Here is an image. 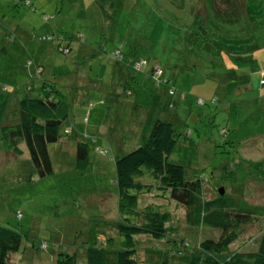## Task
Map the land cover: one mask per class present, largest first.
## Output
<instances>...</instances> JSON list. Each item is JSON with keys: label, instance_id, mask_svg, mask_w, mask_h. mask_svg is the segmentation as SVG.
Masks as SVG:
<instances>
[{"label": "rangeland", "instance_id": "1", "mask_svg": "<svg viewBox=\"0 0 264 264\" xmlns=\"http://www.w3.org/2000/svg\"><path fill=\"white\" fill-rule=\"evenodd\" d=\"M186 1L187 6L195 2V8L202 9L200 0ZM33 3L41 8L44 5L47 9L44 12L50 16L58 8L56 17L52 21L54 27L71 32L73 36L71 42H79L74 36L82 35L84 44L91 45V54L94 55L81 61L75 58L74 51L67 55L58 52L55 39L47 40L43 38L44 36H40L49 29L51 22L40 21L41 9L37 10L36 17L31 21L26 20L27 25L24 19L20 20L21 30L10 32L8 24L12 22V26L19 20L13 18L14 10L8 0H0V83H5L10 88L9 84L14 78L18 97L24 94L35 96L37 94L35 86L29 91H23L22 83L27 78L23 66L28 62L27 60L33 62L40 60L43 66L41 77L45 80H53L58 86L62 84L65 87L73 83L80 88L90 87L91 81L90 92L94 95V91L103 92V84L110 83L109 75H107L105 81L97 83L96 86L92 85L96 73L99 72L98 77L103 78L105 71L107 73L109 71L104 64H102L103 68H99L100 48L104 45L106 49L112 47L117 35L121 38L125 32L127 36H131L135 29L139 34L144 31L147 41L135 48L134 52L160 65L167 63L180 65L181 58L178 59V51L179 46L184 44L181 50L189 51V57L192 60L190 64L194 66H190L192 71L188 74L174 78L175 84L179 87L178 90L185 92L182 102L170 111L176 116L171 121L176 142L183 147L189 145L194 147L196 154L192 167L195 171L206 175L209 174L212 166H219L216 171L221 173L220 171L227 163L228 166L234 167L242 160L243 164L252 171L245 182L242 199L251 205L264 206V96H259L256 90L259 87L262 88L260 79L264 75V0L243 1V7L250 19L248 21L253 26H251L253 28L251 39L239 41L241 43L228 42L224 35L221 42L217 41L224 45L222 52L233 49L237 53L240 50L248 53V56L250 46L257 45V49L250 53V61L244 63L230 56L227 57L225 53H220L218 56V53L214 51V45L208 47L213 43L209 41L215 39V34L209 36L210 40L209 38L203 40V37L199 39V42L188 43L185 28L179 26L176 16L173 15L174 10L171 11L169 8V1L168 7L163 6L160 0H34ZM212 23L214 22H208L205 28L211 30L209 27ZM239 27L238 22H231L225 26V29H229V33H234L230 31ZM24 29L29 36L22 35L20 31ZM215 32L221 39L217 29ZM9 35L13 37L11 41L8 40ZM230 36L231 34L228 37ZM132 43L136 45L137 42ZM43 48L45 51L40 53L39 50L42 51ZM82 56L85 57V55ZM212 56L215 57L211 59ZM210 60L216 63L221 62L223 66L213 68ZM29 67L32 69V66ZM210 71L230 76L226 83L204 79L203 73ZM74 73L78 74L74 75ZM116 83L114 78L110 90L121 93L122 84L118 86ZM3 88L2 86L1 89ZM19 88L22 91L18 90ZM60 89H63L65 93L67 91V88ZM129 89L131 94L124 95V101L134 99V103L137 106L141 105L140 109H144L146 96L140 94L143 92H140V89L137 90L133 82L130 83ZM104 95L102 97L106 99L107 104L104 102L105 113L102 111L101 117L103 113L104 117L108 115L111 120L110 129L108 130L107 127L105 130V133H108L106 138L101 131L99 135L97 129H91L98 136L97 143L94 145H110L104 146L108 148V155L119 156L134 149L136 143L141 141L142 132L136 120L141 121L142 116L136 113L135 116L139 115L140 120L131 118L132 109L128 107L129 103L122 107L118 104L119 97L115 98L110 93ZM65 96L70 103L71 112L80 108L81 102L76 99V96L69 94ZM89 97L97 103L96 95ZM214 97L218 99L215 103L195 104L196 98L208 100ZM88 101L90 102V99ZM98 108V105L91 107V113L87 114L86 124H90L92 115L96 116V122L91 121L92 128L100 125L101 118L99 112L96 113ZM191 114L192 117H190ZM225 125H227L228 133L219 134L218 131ZM188 130L190 133L185 135ZM114 138L119 139L120 143L112 146ZM214 144L217 146H213ZM90 145L88 144L89 158L95 166L99 165L101 171L94 169V166L91 171L77 172L73 175L72 172L64 170L69 168L67 167L69 160L63 161L51 153L52 158L58 157L56 161L53 160V173L39 178L32 173L26 154L20 157L8 155L0 142V224L13 225L14 212L21 211L19 225L29 224V237L33 242H25L22 253L11 255V261L14 264H54L55 252L59 247L74 251L77 254L76 264H84L83 247L92 242L94 235L102 234V229L108 230L105 225L116 214L115 188L111 179L113 162L108 161V155H103L104 152L94 151ZM58 146L53 144L54 148H59ZM177 150L167 157L168 161L180 162V154ZM255 163H257L256 166H254ZM254 171H256L255 174ZM213 180L218 183V174ZM214 195L210 187L203 185L202 196L211 198ZM166 197L164 194L140 195L138 205L142 206L146 202L169 203L166 206L170 211V226L174 229L171 232L172 236H185L190 242L196 241L197 235L184 224L183 208L174 200H167ZM261 222L262 219L258 218L253 226L248 227L231 244L230 248L236 249L245 244L243 248L251 247L247 245L250 244L248 240L256 239L262 228ZM41 241L48 246L54 243L56 247L42 250L44 245ZM137 242L136 262L138 264L145 263L146 253L142 251V247L153 250L164 248L162 241L149 240L143 235L137 236ZM32 245L35 249L29 251ZM109 263L112 264L111 261Z\"/></svg>", "mask_w": 264, "mask_h": 264}, {"label": "trees", "instance_id": "2", "mask_svg": "<svg viewBox=\"0 0 264 264\" xmlns=\"http://www.w3.org/2000/svg\"><path fill=\"white\" fill-rule=\"evenodd\" d=\"M160 1L163 6H167L168 1L170 2L169 8L171 11L174 10L173 15L176 16L179 26L185 28L188 43L199 42V39L203 37L205 40L212 34H215L216 39L218 34L215 29H217L221 39L218 37L216 40L209 41L213 43L208 47L214 45V51L218 53V56L220 53H225L227 57L230 56L244 63L250 61V53L257 49V45L252 44L249 56L248 53L240 50L237 53L233 49L222 52L224 45L217 42H221L224 35L228 42L241 43L239 41L251 39L253 26L243 7L244 0H200L202 9L195 8V2L187 6L186 0ZM8 2L14 10L13 18L19 20L12 26V22L8 24L10 32L21 30L20 20L24 19L27 25V21L36 17L37 10L41 9L40 21L51 22L49 29L40 36H44L43 38L47 40L55 39L58 52L67 55L74 51L75 58L81 61L94 55L91 54V45L84 44L82 35L74 36L79 42H71L73 39L71 32L54 27L52 21L56 17L58 8L50 16L44 12L47 10L44 5L42 8L37 7L33 3L34 0H8ZM210 21L214 23L209 27L211 30H208L205 25ZM231 22H238L240 25L239 28L230 31L234 33H229V29H225V26ZM222 23L226 25H221ZM223 29L225 31H221ZM20 32L24 37L29 36L25 29ZM11 37L12 35H9V41L13 39ZM146 41L144 31L139 34L135 29L131 36H127L126 32L121 38L117 35L115 44L113 43L109 49H106L105 45L100 48L99 68H103L102 64H104L109 71L108 73L105 71L103 78L98 77L99 72L96 73L92 85L96 86L97 83L105 81L107 75H109L110 83L103 84V92L94 91L97 103L89 97L94 95H91V89L87 86L80 88L71 83L68 87L62 84H59V87L55 81L41 77L43 66L40 60H34V62L27 60L28 62L23 66L27 78L22 83V88L23 91H29L35 86L37 92L35 96L24 94L18 97L14 78L9 84L10 88L5 83H0V142L4 151L13 157L26 154L32 173L39 178L53 173V160L56 161L58 157L63 161L69 160L67 165L69 168L64 170L72 172L73 175L77 172L91 171L95 164L89 158L88 144L93 143L90 145L91 148L100 153L104 152L105 156L108 155V148L104 146L110 145H94L97 143L98 136L92 130L91 134L87 132L91 123L85 122L87 114L91 113V107L98 105L103 108L106 99L102 95L110 93L115 98L119 97V106L121 104L124 107L126 103H129L128 107L132 109L131 118L139 119V115L135 116V114H141L142 120H136L142 132L141 141L136 143L134 149L126 153L119 156H107L108 161L113 162L111 179L115 188L116 214L105 225L108 230L102 229V234L94 235L92 242L83 247L84 264H110L109 261L112 264H138L136 262L137 236L140 235L149 240L162 241L164 247L155 248V250L142 247V251L146 253L144 264H264V206L251 205L242 199L245 182L252 171L241 160L234 167L228 166L227 163L223 166L221 173L216 171L219 166H212L208 175L197 172L192 167L196 154L194 147L192 145L183 147L176 142V136L171 127V121L176 116L170 111L182 102L185 92L178 90L179 87L175 84L174 78L192 71L190 66L194 65L190 64L192 60L189 57V51L181 50L184 45L181 44L178 51V59L181 58L180 65L171 63L160 65L134 52L135 48ZM132 42L137 43L134 45ZM196 46H198L197 43ZM43 51L45 48L42 51L39 50L40 53ZM214 57L212 56L211 59ZM210 65L213 68L223 66L221 62L216 63L213 60H210ZM29 66H32V69ZM119 68L122 69L119 70ZM77 74L74 73V75ZM121 75H123L122 78ZM229 76L225 73L216 74L214 71L203 73L204 79L215 82L226 83ZM114 78L118 86L122 84L121 93L110 90ZM132 82L137 90L140 89L139 91L143 92L140 94L146 96L144 109H140L141 105L137 106L134 99L124 101L123 96L131 94L129 85ZM260 83H264V78L260 80ZM2 86L3 89H1ZM60 88H67L66 93ZM18 90L22 91L20 88ZM68 94L76 96V99L81 102L80 108L74 112H71L70 103L65 96ZM258 94L264 96V84ZM216 101H218L217 97L208 100L196 98L195 104L204 105ZM104 113L101 120L107 124L109 130L111 120L108 115L104 117ZM188 133H190L189 130L185 135ZM218 133L227 134V125L220 128ZM104 136V138L108 137V133ZM113 140L112 146L120 143L117 138ZM53 144L59 145V148H54ZM213 146L216 147L217 144ZM174 150L180 154L179 163L167 160ZM51 153L58 157L52 158ZM256 165L257 163L254 164ZM94 169L101 171L99 165ZM217 174L218 183L213 180ZM203 185L210 187L215 195L211 198L202 196ZM219 187H222L224 191L222 194L218 191ZM145 194L153 196L164 194L167 200H174L180 205L183 208L184 224L197 235V240L190 242L185 236H172L171 232L174 229L170 226L171 216L166 206L169 203L146 202L139 206L138 197ZM21 214V211L14 212L13 225L0 224V264H14L11 261V255L22 253L25 242L33 243L29 237V224L19 225ZM258 218L262 219V228L256 239L248 240L250 244L247 245L251 247L243 248L245 244L231 249V244L248 227L253 226ZM41 243L44 245L42 250L56 247L54 243L51 246L43 241ZM32 249H35L34 245L29 251ZM56 250L54 264H76L77 254L74 251H68L65 247H59Z\"/></svg>", "mask_w": 264, "mask_h": 264}, {"label": "crops", "instance_id": "3", "mask_svg": "<svg viewBox=\"0 0 264 264\" xmlns=\"http://www.w3.org/2000/svg\"><path fill=\"white\" fill-rule=\"evenodd\" d=\"M122 68H119V70H121ZM122 76L123 75H121V78H122ZM262 78H264V75H263V77ZM261 80V79H260ZM94 82V81H93ZM90 87H88V88H90L91 89V81H90ZM260 86H262V84L260 83ZM95 90H96V88H94ZM260 87L258 88V89H256L257 91H260ZM132 107H133V105H132ZM103 110V108L102 107H99L98 108V110H97V112L96 113H98L99 112V117L101 118V111ZM95 121L96 122V116L95 115H92V117H91V120H90V123H91V121ZM100 125H98V126H96V127H94V129H97L98 130V134L100 135V132L99 131H101L104 135L106 134L105 133V130L107 129V124H105L104 122H103V120H101L100 122ZM98 123V124H99ZM88 133L89 134H91V127H88Z\"/></svg>", "mask_w": 264, "mask_h": 264}, {"label": "water", "instance_id": "4", "mask_svg": "<svg viewBox=\"0 0 264 264\" xmlns=\"http://www.w3.org/2000/svg\"><path fill=\"white\" fill-rule=\"evenodd\" d=\"M218 191L220 192V194H222L223 193L222 187H219Z\"/></svg>", "mask_w": 264, "mask_h": 264}, {"label": "built area", "instance_id": "5", "mask_svg": "<svg viewBox=\"0 0 264 264\" xmlns=\"http://www.w3.org/2000/svg\"><path fill=\"white\" fill-rule=\"evenodd\" d=\"M38 70H36V72H37Z\"/></svg>", "mask_w": 264, "mask_h": 264}]
</instances>
